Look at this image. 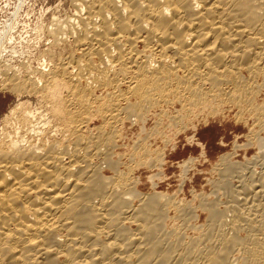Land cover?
Segmentation results:
<instances>
[{
	"label": "bare ground",
	"instance_id": "6f19581e",
	"mask_svg": "<svg viewBox=\"0 0 264 264\" xmlns=\"http://www.w3.org/2000/svg\"><path fill=\"white\" fill-rule=\"evenodd\" d=\"M76 1L75 20L65 19L66 26L62 27L55 21L57 27L49 35L52 43L58 42L57 35L70 38L79 56L66 58L56 71L37 78L8 73L4 78L15 94L40 93L53 102V107L63 104L59 82L68 84L71 91L67 92L74 102L66 101L71 105L64 103L65 110L62 105L49 111L54 118L60 115L67 119L74 130L82 128L83 98L93 80L99 87L116 76L126 77L132 81L128 82L126 94L137 95L141 104H160L161 99L151 101V96L173 93L188 106H207L215 102L237 104L235 94H247L256 79H264V0ZM138 44L143 49L135 52ZM242 73L248 79L242 80ZM80 80L86 82V88L78 90ZM111 100L96 112L109 130L122 114L116 100ZM255 110L248 108L247 112L259 127L264 124V110ZM27 111L19 114L20 126L15 133L39 135L41 125L38 127L33 111ZM43 121L47 126L51 122ZM14 137L8 139L5 150L0 149V264H156L159 258L147 252L149 244L144 242L146 232L153 227L133 220V212L124 202L129 198L127 194H120L117 202L116 195L111 194L126 184L121 176L111 182L113 185L104 186L111 190L107 196H100L93 193L104 184L94 178V158L83 160L79 145L71 152L69 148L43 149L26 138ZM223 160L221 157L220 162ZM85 163L89 164L87 171ZM244 169L232 173L238 185L229 194L231 199L224 205L222 217L213 223L211 234L206 238L198 236L190 249L172 251L167 264H264V174L255 179L252 173L245 176ZM87 184L91 186L87 188ZM139 200L145 202L144 209L151 211L161 197ZM111 202H120L117 216L108 212L113 203L110 207L104 204ZM83 211L89 217L86 220L79 216ZM136 221L135 232H122L125 223ZM239 235L242 237L236 238Z\"/></svg>",
	"mask_w": 264,
	"mask_h": 264
},
{
	"label": "rangeland",
	"instance_id": "374dc122",
	"mask_svg": "<svg viewBox=\"0 0 264 264\" xmlns=\"http://www.w3.org/2000/svg\"><path fill=\"white\" fill-rule=\"evenodd\" d=\"M76 4V0H32L30 6L24 8L23 13L27 14V20L33 26V32L27 33V37L35 43V48L25 47L22 49L15 46L4 50V61L13 67L14 72L4 71V76L1 78L2 83H0V149L1 151L5 150L8 139L10 140L15 135L14 139L17 136L23 137L20 138L21 140L26 138L25 141L43 149L58 147L63 151L69 148L68 151L71 152L78 147L81 148L83 160H86L87 157L94 158V160L92 159L93 166L96 168L93 169L96 171L94 178L98 177L97 180L104 183L102 184L104 189L101 187L102 190L97 189L93 193L107 196L111 190L106 187L113 185L112 183L118 180L117 177L121 176L120 178H123L126 184L121 188L122 191L116 189L111 193L112 196L116 195L115 202H117L116 199H119L120 194L121 197L123 196V192L128 195L126 197L129 198L124 202L128 205V210L133 212V220L147 222L149 226L153 227L154 231L146 232L147 237L144 239V242L148 241L149 244L147 252L157 255L159 260L156 264H167L166 261L172 255L170 254L172 251L177 252L180 247L190 249L198 236L206 238L211 234L213 223L222 217L223 207L230 201L228 200L231 197L229 194L238 185L237 180L232 178L235 176L232 173L238 172L240 168H245V176H251L252 173L256 179L257 175L264 174V124L259 128L247 112L248 108L264 110V79H256L252 87L253 90L251 89L247 94H235L234 101L237 104L215 102L207 106H188L187 102L178 99L173 93H163L162 97L159 96L160 94L152 95L151 101L158 98L162 100L160 104H153L154 102H150V105L147 102L141 104V98L137 95L134 96L130 92L126 94L127 86L132 81L122 76H116L114 81L99 87L94 84L95 80L88 81L87 86L91 84L93 86H90L91 90L85 93L83 98L85 106L82 121L84 122L80 130H74L71 123L68 124L67 119H61L60 115H58L60 119L57 115L54 118V114L51 113L52 109L57 106L63 105L62 108L65 110L66 105H71L74 102L68 95V84L66 86L63 81H60L61 79L58 80L60 81L59 85L62 83L58 88H60L59 95L63 104L58 103L53 107V102L49 103V98L46 99L40 93L35 95L15 94L12 92L11 86L5 84L4 78L5 73H8L9 76L10 74L18 75L20 78L27 76L31 79L37 78L41 74L47 75L56 71L66 58L79 56V51L70 38L57 35L58 42L52 43L49 35L50 30L57 27L56 23L61 24L62 27L66 26L65 19L75 20L73 18L78 8ZM24 16L18 18V24L13 33L15 37L25 35L22 34L24 29H22L20 21ZM55 21L57 22L54 23ZM67 28L73 29L69 26ZM142 47L141 44H138L134 51L139 52L143 49ZM95 62L97 61L95 60ZM241 75L242 80L248 79L247 74L242 73ZM85 83L80 80L77 89L86 88ZM64 86H66V90H63ZM110 98L116 100L122 114H119L121 115L119 120L117 119L112 125L114 127L109 130L105 126V121H102L103 119L96 112L104 103L110 101ZM66 101H70L71 104ZM135 103L136 105H134ZM49 106L53 108L50 109ZM203 107H207V109H203ZM72 108L79 110L78 106ZM23 109L28 110L27 112L33 111L38 127L41 125L38 129L39 135L35 134L34 136L33 133L27 132L24 134L23 131L18 133L21 136L16 134V129L18 125L20 126L18 122L20 115L25 112ZM216 109H218L217 112ZM257 110L255 111L257 112ZM44 119L51 121L48 126L46 121L44 123ZM109 135H112L111 138ZM221 157L225 159L223 162H220ZM89 159L86 161L88 162ZM63 160L68 162L67 159ZM88 165L85 163L86 167ZM87 169L89 170V167L85 171ZM230 174L232 175L230 176ZM90 186L88 185L87 188ZM155 195H160V203L151 211L144 209L145 202L139 198H150ZM112 203L104 204H108L110 207ZM119 203H113L111 209H108L107 206L108 212H115L114 215L117 216ZM147 211L150 212L149 215ZM79 216L83 220L89 218L84 211ZM138 221L125 223L122 232H135ZM156 237H159L157 242L155 241ZM240 237L242 235L236 238ZM153 244L156 246L155 250ZM162 250H164V256H162ZM152 257L154 256L152 255ZM235 258L239 263L240 257L237 255Z\"/></svg>",
	"mask_w": 264,
	"mask_h": 264
},
{
	"label": "built area",
	"instance_id": "2783aa9c",
	"mask_svg": "<svg viewBox=\"0 0 264 264\" xmlns=\"http://www.w3.org/2000/svg\"><path fill=\"white\" fill-rule=\"evenodd\" d=\"M30 2L32 0H0V83L4 71L14 72L13 67L4 61V50L15 46L22 49L25 47L35 48V43L27 37V33L33 32V26L27 20V14L23 13L24 8L30 6ZM23 15H25L24 19L22 18L20 21L22 29H24L22 34L25 35L15 37L13 33L16 30L18 18Z\"/></svg>",
	"mask_w": 264,
	"mask_h": 264
}]
</instances>
